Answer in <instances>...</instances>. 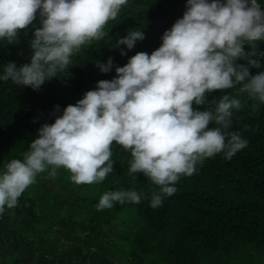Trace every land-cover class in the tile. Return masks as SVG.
I'll return each mask as SVG.
<instances>
[{
	"label": "trees",
	"instance_id": "16d2710c",
	"mask_svg": "<svg viewBox=\"0 0 264 264\" xmlns=\"http://www.w3.org/2000/svg\"><path fill=\"white\" fill-rule=\"evenodd\" d=\"M186 2L128 0L105 25L107 36L82 45L70 65L39 89L0 80V172L12 159H23L38 129L54 123L67 105L95 90L99 80L115 78V68L137 52L150 55L160 47L164 32L183 17ZM256 2L264 10V0ZM39 21L37 15L13 43L0 39V76L9 62L18 67L30 62ZM139 30L144 39L132 49L116 46L118 38ZM258 43L264 51V42ZM109 57L113 67L102 73L96 62ZM260 63L249 69L252 75L264 71V57ZM225 94L240 101V109L232 110V129L248 141L246 148L230 160L223 153L206 158L192 176H181L175 193L156 208L150 202L161 194L159 186L142 173L130 174L131 154L115 142L114 171L100 183L77 185L64 168L55 178L38 174L18 205L0 216V264H263L264 102L240 93L239 86L206 98L218 101ZM193 107L202 111L207 104ZM118 190H135L141 200L96 209L104 192Z\"/></svg>",
	"mask_w": 264,
	"mask_h": 264
},
{
	"label": "clouds",
	"instance_id": "9594fccd",
	"mask_svg": "<svg viewBox=\"0 0 264 264\" xmlns=\"http://www.w3.org/2000/svg\"><path fill=\"white\" fill-rule=\"evenodd\" d=\"M127 3L0 0V39L15 42L37 15L41 25L30 43V62L19 67L7 63L0 80L39 89L70 65L82 45L107 36L105 25ZM186 9L164 32L160 47L150 55L137 52L116 67L115 78L99 80L95 90L67 105L54 123L43 124L23 159L4 164L0 216L18 205L38 174L55 178L57 169L64 168L77 185L104 181L114 171V142L130 152V174L142 173L159 186L161 194H153L150 202L153 208L161 206L164 196L173 195L181 176H192L206 158L223 153L230 160L247 147L248 141L232 129V110L240 109V101L227 94L208 101L206 94L239 86L240 93L264 102V71H249L260 68L264 57L258 47L264 42V10L256 0H187ZM143 39V32L131 31L118 38L116 46L132 49ZM96 64L108 73L113 60ZM193 104L207 107L201 111ZM211 122L216 126L209 128ZM140 200L135 190L106 191L96 209Z\"/></svg>",
	"mask_w": 264,
	"mask_h": 264
},
{
	"label": "rangeland",
	"instance_id": "374dc122",
	"mask_svg": "<svg viewBox=\"0 0 264 264\" xmlns=\"http://www.w3.org/2000/svg\"><path fill=\"white\" fill-rule=\"evenodd\" d=\"M263 264H264V260H263Z\"/></svg>",
	"mask_w": 264,
	"mask_h": 264
}]
</instances>
